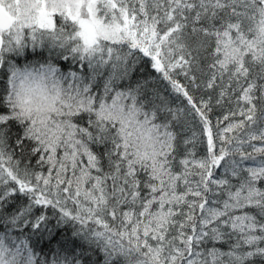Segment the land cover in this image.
<instances>
[{
	"label": "snow or ice",
	"instance_id": "1",
	"mask_svg": "<svg viewBox=\"0 0 264 264\" xmlns=\"http://www.w3.org/2000/svg\"><path fill=\"white\" fill-rule=\"evenodd\" d=\"M0 264H264V0H0Z\"/></svg>",
	"mask_w": 264,
	"mask_h": 264
},
{
	"label": "trees",
	"instance_id": "2",
	"mask_svg": "<svg viewBox=\"0 0 264 264\" xmlns=\"http://www.w3.org/2000/svg\"><path fill=\"white\" fill-rule=\"evenodd\" d=\"M30 39V38H29ZM28 52H29V54L27 55V59L28 60H32V59H42V57L41 56H38V55H34V54H31V50L29 49L28 50ZM37 52L39 53V52H43L44 53V55H47V50L46 49H37ZM18 62L19 63H21V64H23L24 63V59L23 58H20L19 60H18ZM59 64L61 65V67H66V62H63V61H59ZM217 114H219V113H217Z\"/></svg>",
	"mask_w": 264,
	"mask_h": 264
}]
</instances>
